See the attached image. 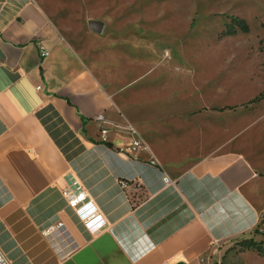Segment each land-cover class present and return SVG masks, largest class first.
<instances>
[{
  "label": "crops",
  "instance_id": "0c3cea01",
  "mask_svg": "<svg viewBox=\"0 0 264 264\" xmlns=\"http://www.w3.org/2000/svg\"><path fill=\"white\" fill-rule=\"evenodd\" d=\"M54 36L32 0H0V250L10 264H245L247 253L264 264L250 249L222 258L253 231L264 242V165L240 142L191 161L177 138L173 149H131L102 73ZM236 103L216 109L239 114ZM64 187L87 193L78 213ZM58 221L75 243L65 239V256L42 235Z\"/></svg>",
  "mask_w": 264,
  "mask_h": 264
},
{
  "label": "rangeland",
  "instance_id": "374dc122",
  "mask_svg": "<svg viewBox=\"0 0 264 264\" xmlns=\"http://www.w3.org/2000/svg\"><path fill=\"white\" fill-rule=\"evenodd\" d=\"M32 1L55 45L102 73L120 126L133 128L150 151L173 149L177 138L191 161L240 142L254 166L264 165V96L254 100L264 94V0ZM239 101V114L216 109ZM255 236L230 241L222 258L249 245L264 255ZM243 260L259 264L248 253Z\"/></svg>",
  "mask_w": 264,
  "mask_h": 264
},
{
  "label": "built area",
  "instance_id": "2783aa9c",
  "mask_svg": "<svg viewBox=\"0 0 264 264\" xmlns=\"http://www.w3.org/2000/svg\"><path fill=\"white\" fill-rule=\"evenodd\" d=\"M38 56L41 59H44L48 56V51L42 47L38 46ZM97 120L99 122H102V117L98 116ZM127 131L130 135H132L134 138L130 144L131 149H138L141 152L148 151L147 146L143 143V141L138 137V135L135 133L133 128L128 127ZM100 133L102 136H104L107 133L106 129H101ZM150 165H154V161L150 160L148 161ZM61 194L64 197L67 205L69 208H71L75 213H78L82 208H84L89 201L88 195L85 191L79 190V191H72L69 187H64L61 190ZM96 211L89 213L86 216H80L79 219L84 225H88L90 222H92L96 217ZM42 235L47 240L50 247L55 251V253L58 256H64V252L68 254L72 248L69 247V245L66 243L64 235L70 239V241L75 246V243L73 240L69 237L67 232L65 231L64 224L61 221H58L57 223L50 226L48 229L43 231ZM0 264H10L8 259L5 257L3 252L0 250Z\"/></svg>",
  "mask_w": 264,
  "mask_h": 264
},
{
  "label": "trees",
  "instance_id": "16d2710c",
  "mask_svg": "<svg viewBox=\"0 0 264 264\" xmlns=\"http://www.w3.org/2000/svg\"><path fill=\"white\" fill-rule=\"evenodd\" d=\"M241 23H242V26L240 27L241 29V31L242 32H246L247 31V26L245 25V23H243L242 22V20H241ZM232 31H230V33H231ZM229 33V32H228ZM264 96V94L262 93V94H259L257 97H255V99L254 100H257V99H259V98H262ZM109 146H111L110 144H108ZM263 236H264V233H263ZM249 249L250 250H252L253 252H255L256 254H258L259 256H261L262 258H264V255H262L261 254V252H260V250L259 249H257V248H255L254 247V245H249Z\"/></svg>",
  "mask_w": 264,
  "mask_h": 264
},
{
  "label": "water",
  "instance_id": "95a60500",
  "mask_svg": "<svg viewBox=\"0 0 264 264\" xmlns=\"http://www.w3.org/2000/svg\"><path fill=\"white\" fill-rule=\"evenodd\" d=\"M88 27L92 31H97L98 30V25L95 22H89ZM177 264H182V263H177Z\"/></svg>",
  "mask_w": 264,
  "mask_h": 264
},
{
  "label": "bare ground",
  "instance_id": "6f19581e",
  "mask_svg": "<svg viewBox=\"0 0 264 264\" xmlns=\"http://www.w3.org/2000/svg\"><path fill=\"white\" fill-rule=\"evenodd\" d=\"M64 238L67 239V241H69V238L67 237V235L66 236L64 235Z\"/></svg>",
  "mask_w": 264,
  "mask_h": 264
}]
</instances>
